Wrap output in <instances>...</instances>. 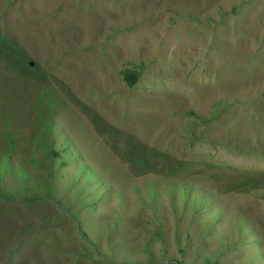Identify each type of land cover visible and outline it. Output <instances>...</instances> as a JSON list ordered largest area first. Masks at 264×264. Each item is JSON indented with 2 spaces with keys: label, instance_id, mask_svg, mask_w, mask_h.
<instances>
[{
  "label": "rangeland",
  "instance_id": "1",
  "mask_svg": "<svg viewBox=\"0 0 264 264\" xmlns=\"http://www.w3.org/2000/svg\"><path fill=\"white\" fill-rule=\"evenodd\" d=\"M0 264H264V0H0Z\"/></svg>",
  "mask_w": 264,
  "mask_h": 264
},
{
  "label": "trees",
  "instance_id": "2",
  "mask_svg": "<svg viewBox=\"0 0 264 264\" xmlns=\"http://www.w3.org/2000/svg\"><path fill=\"white\" fill-rule=\"evenodd\" d=\"M123 74H124V78H125L126 82L130 86H133L139 77V72L132 71V70H126V71H124Z\"/></svg>",
  "mask_w": 264,
  "mask_h": 264
}]
</instances>
